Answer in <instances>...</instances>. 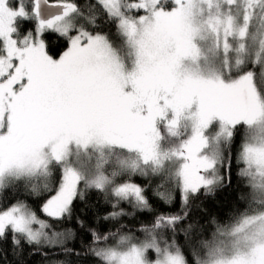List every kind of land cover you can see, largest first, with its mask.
Returning <instances> with one entry per match:
<instances>
[{
    "label": "snow or ice",
    "instance_id": "1",
    "mask_svg": "<svg viewBox=\"0 0 264 264\" xmlns=\"http://www.w3.org/2000/svg\"><path fill=\"white\" fill-rule=\"evenodd\" d=\"M26 247L264 264V0H0V264Z\"/></svg>",
    "mask_w": 264,
    "mask_h": 264
},
{
    "label": "trees",
    "instance_id": "2",
    "mask_svg": "<svg viewBox=\"0 0 264 264\" xmlns=\"http://www.w3.org/2000/svg\"><path fill=\"white\" fill-rule=\"evenodd\" d=\"M54 47L56 48V51H62L64 48V44L53 42ZM235 151V149H234ZM236 170L237 166L233 165V185L231 188L227 189L226 191H220L218 192L217 196L214 200H211L209 202V207L213 211L214 214L217 215H223L225 218L230 217L233 212H235L238 208L242 209L243 205L237 200V187L240 184V182L236 179ZM95 196V194H94ZM12 201H8V203H11ZM29 202L32 204V207L36 210L37 215H41L40 213V203L41 201L36 200L32 201L29 198ZM103 211V208L101 209ZM140 220L135 221L134 223H140ZM107 225L101 226V231H105L107 229ZM180 243H183V239L179 240ZM11 246L10 241L4 244V249L7 250ZM77 249H79V244L77 245ZM26 253V259L28 261V264H45L44 257L40 254L35 255H29L27 247L25 248ZM60 259H65L64 256H61ZM67 259H71L73 261H77L79 258L77 257H67ZM2 264H14L13 257L11 254L8 255L7 260L3 261ZM87 264H101V262L95 260L94 258L89 257L87 260Z\"/></svg>",
    "mask_w": 264,
    "mask_h": 264
}]
</instances>
